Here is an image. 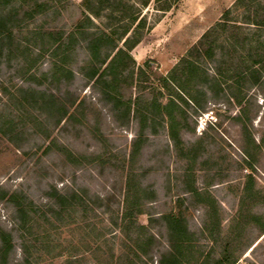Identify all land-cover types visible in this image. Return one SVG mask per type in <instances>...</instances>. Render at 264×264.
Here are the masks:
<instances>
[{
    "label": "rangeland",
    "instance_id": "obj_1",
    "mask_svg": "<svg viewBox=\"0 0 264 264\" xmlns=\"http://www.w3.org/2000/svg\"><path fill=\"white\" fill-rule=\"evenodd\" d=\"M10 7L17 24L0 62V243L4 234L13 247L5 259L0 251V264H159L166 242L158 219L170 212L182 214L195 234V257L218 254L231 240L235 264H264L261 0H14ZM79 25L89 34L114 31L117 38L128 27V35L140 36L110 88L130 102L128 124L82 72L89 54L58 49L60 35L66 46ZM189 62L197 65L195 78ZM162 75L176 77L168 89L158 82ZM39 92L67 106L59 123ZM170 95L183 110L181 142L159 117L158 133L140 137L137 105L164 104ZM249 175L257 196L244 210L260 223L240 214ZM53 189L85 191L89 206L55 218ZM128 193L142 204L138 224L161 239L153 261L138 257L118 226ZM211 211L220 221L217 230L209 227L215 239L205 227ZM195 257L189 264L201 263Z\"/></svg>",
    "mask_w": 264,
    "mask_h": 264
},
{
    "label": "trees",
    "instance_id": "obj_2",
    "mask_svg": "<svg viewBox=\"0 0 264 264\" xmlns=\"http://www.w3.org/2000/svg\"><path fill=\"white\" fill-rule=\"evenodd\" d=\"M88 1V0H87ZM180 1V0H175ZM14 0H0V62L5 58V56L9 55L12 49V42L14 31L16 29L14 11L11 9V4H13ZM90 2V0H89ZM91 8V7H90ZM89 6H86L87 10H90ZM264 9V7H263ZM100 12H97L96 15H100ZM84 17L87 18L90 22H92L91 17L87 14L86 11L83 12ZM136 20V17L133 18V21ZM93 24V22H92ZM139 26H142V19L139 22ZM84 27L79 25L77 28V32L73 31L70 33L68 39L70 42L65 46L64 35H60V42L58 43V49H61L64 45V50L66 53L68 52H76L78 47L80 49H84L89 54V65L87 67H83L82 72H85L86 78L89 81H93V87L100 95V100L105 104L110 106L111 111L117 116L118 113L123 110V114L125 116L124 123L128 124L130 121L131 115V106L122 102L120 95L117 91H111L110 88L115 89L117 83V75L119 66H121V62H124L123 70L127 69L128 62L132 61V56L130 54L131 50L140 42V36L135 31L132 35H128L129 28L124 27L123 32L118 35L119 37L115 38L114 31L111 33H107L105 31L101 33H87ZM83 30V31H82ZM52 34H50L51 36ZM77 35H81V37H77ZM119 40H123V46L119 45ZM57 49V50H58ZM126 60V61H125ZM189 66V77H196L198 74L197 65L192 62L188 63ZM62 71H67L65 68H60ZM72 72V71H67ZM73 73V72H72ZM71 73V74H72ZM110 78V76H112ZM193 78V79H194ZM172 80H176V77L173 76H165L162 75L158 77V82L163 88H169V83ZM42 100L45 99V105L49 106L52 109H56L57 112L60 113V119L57 121L58 123L64 119L68 114V108L65 104L61 103L59 99L52 93L50 95H46L44 92H39ZM182 94V93H181ZM171 99L167 103H161L158 101H152L148 104H138L135 110V118L139 120V135L143 136L145 130H150L152 134L158 133L156 120L159 117L164 120L167 118L166 124L169 128V135L174 140L175 144H179L181 142L179 127L182 124L178 119L177 111H182L181 104L170 95ZM191 96V100L195 99V101L200 105L201 103L197 100L198 98ZM179 97L183 99V97ZM184 101L188 106H190L189 101ZM201 106V105H200ZM165 126V124H162ZM140 140V139H139ZM138 142V140H137ZM136 142V143H137ZM135 143V144H136ZM136 149H139V144L136 145ZM252 175H249V180L245 187L244 197L242 198L241 203V215L249 219V217L253 218L256 222L260 223V218L251 214L248 209V213L244 210V204L248 200H252L257 196L253 193V186L251 183L253 182ZM130 193V192H129ZM129 193L126 197V206L125 210L122 214L121 223L118 224L120 230L125 234L126 238L134 245V252H136L137 256L144 255L150 258V260H154L153 256V248L160 247L162 245L160 237L154 233L149 232V227L138 224L137 216L142 212L141 207L142 204L131 200ZM49 194V193H48ZM50 198L53 201L54 207V217L60 218L61 212L65 211L68 208H72L76 210L79 206H83L84 209L88 207L89 203L85 199L87 196V192H83L81 195L77 191H73L72 189H66L62 192L53 189V193L49 194ZM213 209L212 211H214ZM22 213H26V211L20 209ZM209 212V224L206 223L205 227L209 229L211 227L213 230H217L220 228V221L216 218L214 212ZM244 213V214H242ZM161 225L163 226V230L160 231V236L164 238L165 245L163 249L160 250L159 264H189L190 258H194V247H195V234L190 230L187 220L180 213L170 212L158 219ZM246 223L248 221H245ZM250 222V221H249ZM148 230V231H147ZM264 232V226H263ZM209 233L213 239V233L209 229ZM2 241L0 243V251H3L2 255L5 259L6 254L13 247L9 240L5 237L4 234L1 235ZM232 241H227V244L223 246V249L220 253L217 254L216 251H209L205 256H200L196 258L200 264H235L237 262V257L234 253V248L232 245ZM148 247V248H147ZM139 252V253H138ZM141 252V253H140ZM128 258V255L125 254ZM125 255L120 256L121 260Z\"/></svg>",
    "mask_w": 264,
    "mask_h": 264
},
{
    "label": "crops",
    "instance_id": "obj_3",
    "mask_svg": "<svg viewBox=\"0 0 264 264\" xmlns=\"http://www.w3.org/2000/svg\"><path fill=\"white\" fill-rule=\"evenodd\" d=\"M196 1V0H195ZM197 1H200V0H197ZM261 2H262V5H264V0H261ZM204 11V9L202 8V9H197L196 10V14L195 15H199L201 12H203Z\"/></svg>",
    "mask_w": 264,
    "mask_h": 264
}]
</instances>
